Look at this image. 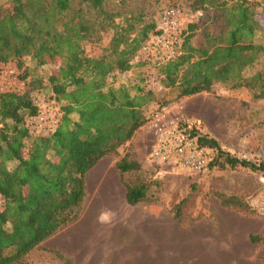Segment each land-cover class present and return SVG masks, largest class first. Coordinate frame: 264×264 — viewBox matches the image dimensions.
<instances>
[{
  "label": "trees",
  "instance_id": "obj_1",
  "mask_svg": "<svg viewBox=\"0 0 264 264\" xmlns=\"http://www.w3.org/2000/svg\"><path fill=\"white\" fill-rule=\"evenodd\" d=\"M110 1L11 0L8 8L0 5V65L15 60L20 67L23 57L38 65L59 59L48 78V99L61 112L51 133L35 134L28 119L39 113L35 104L39 95L32 92L41 88V82L24 92L0 91V264L20 263L43 241L73 223L85 197L87 173L103 158L116 156L150 121L145 110L155 100L153 92L140 83L115 87L113 77L129 72L137 53L161 31L143 8L127 5V11L129 0H121L118 8L111 9ZM260 4L186 0L189 13L211 9L222 24L214 29L211 23L203 28L191 23L182 31L177 56L157 64L162 86L175 90L180 99L226 83L250 91L255 100H264V63L253 76H243L247 68L264 59V45L253 42L259 28L255 10ZM88 45L102 47L91 54L86 51ZM71 115L77 119L71 120ZM194 133L214 154L207 169H245L264 176V161L237 158L198 130ZM115 168L127 205L153 201L147 184H130L122 178L141 170L136 160L123 157ZM217 196L225 207L240 206L233 198ZM179 214L177 207L174 217ZM250 242H264V238L250 236Z\"/></svg>",
  "mask_w": 264,
  "mask_h": 264
},
{
  "label": "rangeland",
  "instance_id": "obj_2",
  "mask_svg": "<svg viewBox=\"0 0 264 264\" xmlns=\"http://www.w3.org/2000/svg\"><path fill=\"white\" fill-rule=\"evenodd\" d=\"M120 2L112 0L107 4L115 9ZM259 2L255 10L259 28L253 42L264 45V0ZM0 5L8 8L11 0H0ZM127 5L143 8L144 14L156 23L164 9H178L180 34L191 23L199 28L211 23L214 29L222 24L211 9L189 13L186 0H129L125 6L128 11ZM154 37L145 44L146 51L137 53L129 72L113 77L114 86L140 83L155 97L145 110L147 117L169 102L172 114L198 121L200 135L215 140L224 151L240 159L264 161V100H255L250 91L233 89L226 83H215L208 92L177 99L176 91L164 88L158 78L157 64L167 57L154 46ZM198 38L197 35L192 43L196 44ZM102 46L88 45L86 51L97 54ZM263 63L260 58L243 76H253ZM59 64L56 59L38 65L30 57H23L20 67L15 60L2 64L0 91L24 92L40 81L41 88L32 95L38 93L36 99L48 103V78ZM70 119L76 120L77 116L71 115ZM145 139L141 170L125 173L122 178L130 184H147L153 201L129 206L122 185L115 186L119 184L115 163L123 157L135 160L134 148ZM134 143L135 146L120 147L116 156L104 158L88 174L78 218L18 264H264V242H250V236L264 238L263 175L245 169H206L190 174L158 166L150 161L153 136L149 124L144 131L136 132ZM102 174L112 178L99 182ZM219 194L233 198L240 206H223ZM177 207L180 214L175 218Z\"/></svg>",
  "mask_w": 264,
  "mask_h": 264
},
{
  "label": "built area",
  "instance_id": "obj_3",
  "mask_svg": "<svg viewBox=\"0 0 264 264\" xmlns=\"http://www.w3.org/2000/svg\"><path fill=\"white\" fill-rule=\"evenodd\" d=\"M254 3L260 0H246ZM180 12L174 7L164 9L158 17L157 29L160 34L154 37V46L164 51L167 59L177 56L180 44ZM147 45L141 50L146 51ZM39 113L28 119V124L35 134L48 135L57 126L61 117L59 105L56 102L41 103L35 101ZM150 130L153 143L150 160L158 166H165L171 170L182 169L190 174L205 171L210 162L211 152L198 141V124L180 113H171L168 106L159 107L151 115ZM3 199L0 197V210Z\"/></svg>",
  "mask_w": 264,
  "mask_h": 264
},
{
  "label": "crops",
  "instance_id": "obj_4",
  "mask_svg": "<svg viewBox=\"0 0 264 264\" xmlns=\"http://www.w3.org/2000/svg\"><path fill=\"white\" fill-rule=\"evenodd\" d=\"M144 128H145V126H143V127H141L138 131H140V130H143L144 131ZM137 131V132H138ZM146 143H147V139H145L141 144H139V145H137V146H135V143H134V137L132 138V140L128 143V144H132L133 146H135V148H134V152H135V160L139 163V164H141V162H142V156H141V153H143V148L146 146ZM106 158V157H105ZM102 160H104V158L102 159ZM101 160V161H102ZM100 161V162H101ZM151 161V160H150ZM100 162L93 168L94 170H96L97 168H98V165L100 164ZM142 166H143V164H142ZM141 166V167H142ZM91 170L89 173H87V175H86V177H85V185H86V180L88 181V174H90L92 171H94V170ZM119 174V173H118ZM112 178V176H108V175H106V174H102V175H100L99 176V179H98V181L100 182V181H104V182H106V181H108L107 179H111ZM119 185H122V183H121V178H120V176H119V184L118 185H115L116 186V188H117V186H119ZM106 187V184L104 185V188ZM122 188H124L123 187V185H122ZM124 200H125V188H124Z\"/></svg>",
  "mask_w": 264,
  "mask_h": 264
}]
</instances>
